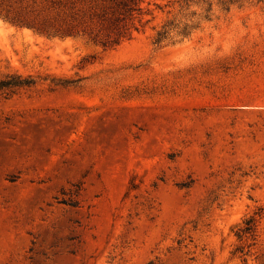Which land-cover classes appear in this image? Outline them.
Segmentation results:
<instances>
[{"label": "rangeland", "instance_id": "rangeland-1", "mask_svg": "<svg viewBox=\"0 0 264 264\" xmlns=\"http://www.w3.org/2000/svg\"><path fill=\"white\" fill-rule=\"evenodd\" d=\"M13 76L0 264H264V0H0Z\"/></svg>", "mask_w": 264, "mask_h": 264}, {"label": "trees", "instance_id": "trees-1", "mask_svg": "<svg viewBox=\"0 0 264 264\" xmlns=\"http://www.w3.org/2000/svg\"><path fill=\"white\" fill-rule=\"evenodd\" d=\"M135 6H133L129 3H123L125 13L127 12L128 14L125 15L124 17H122V19L127 18L128 15H132L133 10L141 9L140 6H137V8ZM122 19H120V17H117L115 19L116 22H114L113 24L116 25ZM116 27H117V25H116ZM52 29H54L53 31L55 33H58L60 35H77L79 33V30L72 23H67L66 25H60L58 27H43V30H46L48 32H50ZM188 34L189 33H187L186 35H188ZM164 37H165V35L162 32H159L158 37L156 39V42L160 43ZM32 83H33L32 80L21 79L18 76H13V77H9V78L0 80V90L6 89V88H13V87H17V86L30 85ZM254 230H255V221L253 218H248L247 220L244 221V226L239 229L238 235H239V237H243L244 235L252 234Z\"/></svg>", "mask_w": 264, "mask_h": 264}]
</instances>
